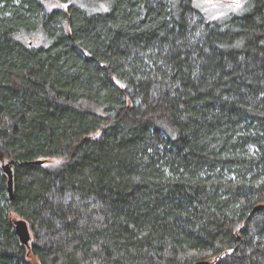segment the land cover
I'll list each match as a JSON object with an SVG mask.
<instances>
[{"label": "trees", "instance_id": "obj_1", "mask_svg": "<svg viewBox=\"0 0 264 264\" xmlns=\"http://www.w3.org/2000/svg\"><path fill=\"white\" fill-rule=\"evenodd\" d=\"M49 1L0 0V264H264V0Z\"/></svg>", "mask_w": 264, "mask_h": 264}, {"label": "rangeland", "instance_id": "obj_2", "mask_svg": "<svg viewBox=\"0 0 264 264\" xmlns=\"http://www.w3.org/2000/svg\"><path fill=\"white\" fill-rule=\"evenodd\" d=\"M246 2L247 0H195L197 8H199L202 13L207 15L208 18L213 20L223 18L231 13L242 15L238 12H241L246 8L245 12H242L243 14H245L251 7V1L248 0L247 4ZM48 4L50 6H60L65 10L67 9L66 4H60L57 0H50ZM23 39L27 44L33 45H35V43L42 42V36L39 32L26 35L23 37ZM99 134L100 132H97L93 136H98ZM37 161L45 166L55 167L66 162V159L63 157H47L38 159ZM10 216L13 221H15L19 217L15 213H11Z\"/></svg>", "mask_w": 264, "mask_h": 264}, {"label": "water", "instance_id": "obj_3", "mask_svg": "<svg viewBox=\"0 0 264 264\" xmlns=\"http://www.w3.org/2000/svg\"><path fill=\"white\" fill-rule=\"evenodd\" d=\"M36 163H39L37 160ZM4 174L7 176V190L9 193V197L13 198L14 195V169L13 165L10 161H2L0 164ZM15 231L18 236V240L21 244L30 246L32 241V232L29 227L28 221L23 217H18L14 221ZM192 264H215L214 261L211 260H199Z\"/></svg>", "mask_w": 264, "mask_h": 264}, {"label": "snow or ice", "instance_id": "obj_4", "mask_svg": "<svg viewBox=\"0 0 264 264\" xmlns=\"http://www.w3.org/2000/svg\"><path fill=\"white\" fill-rule=\"evenodd\" d=\"M238 6H239V4H238Z\"/></svg>", "mask_w": 264, "mask_h": 264}]
</instances>
